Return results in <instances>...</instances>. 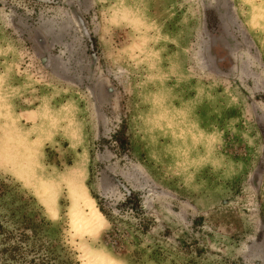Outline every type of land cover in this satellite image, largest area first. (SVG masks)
<instances>
[{
  "label": "rangeland",
  "instance_id": "rangeland-1",
  "mask_svg": "<svg viewBox=\"0 0 264 264\" xmlns=\"http://www.w3.org/2000/svg\"><path fill=\"white\" fill-rule=\"evenodd\" d=\"M0 264H264V0H0Z\"/></svg>",
  "mask_w": 264,
  "mask_h": 264
},
{
  "label": "trees",
  "instance_id": "trees-1",
  "mask_svg": "<svg viewBox=\"0 0 264 264\" xmlns=\"http://www.w3.org/2000/svg\"><path fill=\"white\" fill-rule=\"evenodd\" d=\"M110 141H111V143H113L116 146V148L120 152L123 153V152H125L127 150V148H128V140L125 137V127H124V125L119 127L118 130L113 132V134L110 136ZM93 198L96 201L98 200L95 197H93ZM124 198L127 201V204L130 203L129 207H130L131 210L135 211L136 213L140 210L139 203L136 200V196L134 194H132V192L126 191L124 193ZM98 211L100 212V214L102 216L106 217V215L104 214L102 208H100L99 206H98Z\"/></svg>",
  "mask_w": 264,
  "mask_h": 264
}]
</instances>
